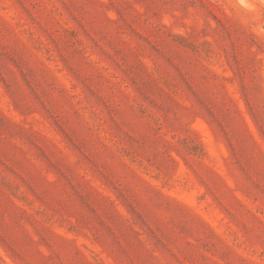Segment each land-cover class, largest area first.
I'll return each mask as SVG.
<instances>
[{"label":"rangeland","instance_id":"obj_1","mask_svg":"<svg viewBox=\"0 0 264 264\" xmlns=\"http://www.w3.org/2000/svg\"><path fill=\"white\" fill-rule=\"evenodd\" d=\"M0 264H264V0H0Z\"/></svg>","mask_w":264,"mask_h":264}]
</instances>
